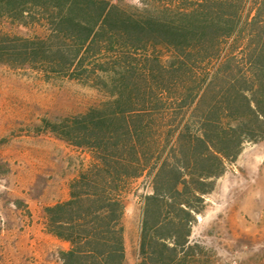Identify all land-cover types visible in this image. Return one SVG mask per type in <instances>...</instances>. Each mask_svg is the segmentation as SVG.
<instances>
[{"label":"trees","instance_id":"trees-1","mask_svg":"<svg viewBox=\"0 0 264 264\" xmlns=\"http://www.w3.org/2000/svg\"><path fill=\"white\" fill-rule=\"evenodd\" d=\"M31 23L48 32L14 29ZM0 64L107 95L40 126L92 159L44 209L63 264L126 263V198L143 176L136 264H216L191 232L216 180L264 139V0H0Z\"/></svg>","mask_w":264,"mask_h":264},{"label":"rangeland","instance_id":"rangeland-1","mask_svg":"<svg viewBox=\"0 0 264 264\" xmlns=\"http://www.w3.org/2000/svg\"><path fill=\"white\" fill-rule=\"evenodd\" d=\"M154 8L178 0H114ZM44 35V23L15 26ZM107 99L104 91L67 76L0 64V264H63V242L45 229L48 205L69 195V183L91 162L90 153L41 129ZM150 177L136 180L124 214L126 263L136 264L142 215L140 194ZM247 183V185H241ZM191 239L204 244L216 264H264V139L247 142L216 180L197 215Z\"/></svg>","mask_w":264,"mask_h":264},{"label":"crops","instance_id":"crops-1","mask_svg":"<svg viewBox=\"0 0 264 264\" xmlns=\"http://www.w3.org/2000/svg\"><path fill=\"white\" fill-rule=\"evenodd\" d=\"M59 240V239H58ZM61 241V240H60ZM61 242H63L65 245H67L68 246V243L67 242H65V241H61Z\"/></svg>","mask_w":264,"mask_h":264},{"label":"bare ground","instance_id":"bare-ground-1","mask_svg":"<svg viewBox=\"0 0 264 264\" xmlns=\"http://www.w3.org/2000/svg\"><path fill=\"white\" fill-rule=\"evenodd\" d=\"M241 185H247V183H241Z\"/></svg>","mask_w":264,"mask_h":264}]
</instances>
